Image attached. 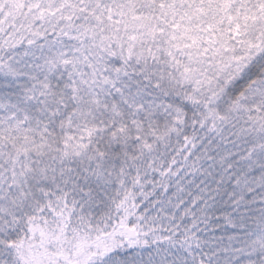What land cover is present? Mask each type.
I'll list each match as a JSON object with an SVG mask.
<instances>
[{
	"label": "trees",
	"instance_id": "obj_1",
	"mask_svg": "<svg viewBox=\"0 0 264 264\" xmlns=\"http://www.w3.org/2000/svg\"><path fill=\"white\" fill-rule=\"evenodd\" d=\"M18 49L0 41L1 113L21 122L0 126V264H28L20 251L38 222L44 264H264L261 110L250 124L253 106L261 109L264 44L203 100L148 62L113 57L130 91L105 94L77 119L86 140L77 155L70 121L90 102L67 67L11 75ZM239 102L251 111H235ZM167 106L182 111L180 125ZM76 230L91 233L67 247Z\"/></svg>",
	"mask_w": 264,
	"mask_h": 264
},
{
	"label": "rangeland",
	"instance_id": "obj_2",
	"mask_svg": "<svg viewBox=\"0 0 264 264\" xmlns=\"http://www.w3.org/2000/svg\"><path fill=\"white\" fill-rule=\"evenodd\" d=\"M0 41L23 46L7 61L11 75L46 78L56 67L69 69L76 94L91 103L70 121L75 120L70 133L75 136L77 119L100 107L105 94L130 91L113 57L148 62L195 100L240 74L264 44V0H0ZM256 92L261 109L253 106L251 125L260 110L264 121V82ZM165 110L175 125L182 123L180 109ZM235 111L251 109L239 102ZM0 126L20 127L21 122L0 107ZM82 134L70 145L74 155L81 142L86 145ZM28 232L22 262L44 264L36 250L44 243L45 227L33 223ZM90 233L72 231L67 247H79Z\"/></svg>",
	"mask_w": 264,
	"mask_h": 264
}]
</instances>
